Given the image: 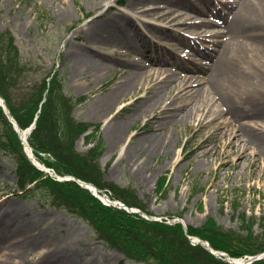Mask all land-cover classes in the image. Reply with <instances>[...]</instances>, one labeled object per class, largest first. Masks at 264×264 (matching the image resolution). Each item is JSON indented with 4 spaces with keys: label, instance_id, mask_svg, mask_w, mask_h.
Wrapping results in <instances>:
<instances>
[{
    "label": "rangeland",
    "instance_id": "obj_1",
    "mask_svg": "<svg viewBox=\"0 0 264 264\" xmlns=\"http://www.w3.org/2000/svg\"><path fill=\"white\" fill-rule=\"evenodd\" d=\"M117 1L0 0V30L12 31L28 71L18 94L24 95L27 88L36 81L51 71H57L66 92L75 99L83 98L74 107V115L100 127L98 135L106 146L100 164L105 179L122 187L135 188L153 218L167 223L180 221L187 228L202 226L209 218H213L226 228L242 232L245 231L241 227L244 218L253 220L256 232L261 231L264 226V175L249 177L247 172L242 171L237 177L235 173L238 168H233L218 190L213 188L214 177L209 173L208 165L205 164L202 170H195V162L191 160L194 144L189 138L196 132L193 124L174 130L173 137L169 139V148L160 154L149 151L146 155L140 148H130V155L134 159L130 156L127 159L125 152L131 138L139 131L142 132L140 136L151 133L145 131L149 116L132 119L136 106L134 100L142 98L145 91L140 90L130 97H124L102 116L97 115L98 90L113 87L120 75L114 73L100 81L90 80L86 74L82 77L76 76L77 58L73 49L80 48L94 58L100 55L107 62L123 60L126 56L142 58V54L131 49L126 42L113 45L110 49L97 50V44L93 43L91 34L87 32L91 21L108 3L115 4V10L111 11L113 15L118 12H132L133 0H124L125 6H119ZM142 2L148 7L156 5L152 0ZM141 18L153 20L150 16ZM217 19L215 13L208 11L198 14L199 21L209 23L208 21ZM139 23L143 25L142 20ZM209 24L202 30L190 28L182 29L181 32L194 35L202 50L205 47L211 50V31L219 29L220 25ZM171 27L173 28L172 25ZM135 41L142 44L141 37H136ZM159 43L170 48L175 46L181 55L188 54L191 60H205L191 46L175 45L171 37L163 38ZM240 66L259 75L264 72V58L254 57L250 62H241ZM257 79L259 81L260 77ZM129 118L130 122H125ZM112 122L126 123L124 141L118 146L112 144L108 138V125ZM76 145L77 150L84 153L92 144H88L86 138L81 136ZM123 156L125 160H121ZM184 156L180 166L174 164L173 160ZM16 167L14 156L0 148V258L21 264H50L51 250L46 245H29V239L33 236H42L45 240L61 241V249L55 252V258L68 256L72 264H80V260H85L86 264H148L130 260L118 249L110 247L99 238L88 221L68 209L53 206L38 197L19 194ZM164 177L167 180L160 189ZM6 220L11 221L12 225L5 226ZM23 222L31 226V237H26L21 231H12L15 223ZM7 241L14 242L13 249L10 255L3 256L2 251Z\"/></svg>",
    "mask_w": 264,
    "mask_h": 264
},
{
    "label": "bare ground",
    "instance_id": "obj_2",
    "mask_svg": "<svg viewBox=\"0 0 264 264\" xmlns=\"http://www.w3.org/2000/svg\"><path fill=\"white\" fill-rule=\"evenodd\" d=\"M152 1L154 7L133 0L132 12L116 15L111 14L115 4L108 3L87 28L97 50L126 42L142 58L126 56L123 60L107 62L100 55L94 58L80 48L73 49L77 58L76 76L86 74L90 80L100 81L114 73L120 75L113 87L98 90L97 115L102 116L124 97L144 90V96L134 100L132 119L149 116L145 131L151 133L140 136L139 131L131 138L125 152L127 159L129 156L134 159L130 148H140L146 155L149 151L160 154L169 148L174 130L194 125L196 132L189 138L194 144L191 160L195 162V170L208 165L214 177L213 188L218 190L233 168H238L237 177L242 171L249 177L264 175V72L256 75L240 66L254 57L264 58V0ZM201 11L218 17L216 21H208L220 25L211 31V50L207 47L202 50L194 35L181 32L190 28L202 30L210 25L198 20ZM136 37H141L142 44L136 43ZM167 37L173 38L175 45L191 46L205 60H191L175 46L161 45V39ZM125 122H130V118ZM125 122L109 123L108 138L112 144L118 146L124 141ZM184 159L185 156L173 162L180 166ZM7 224L11 221L6 220L4 225ZM12 231H21L27 237L31 226L15 223ZM29 240L30 246L44 244L51 250L50 264H72L68 256L55 258V252L62 246L58 239L33 236ZM192 240L201 238L195 236ZM13 243L6 242L3 256L11 254ZM0 264L21 263L0 258ZM80 264H86L85 260H80Z\"/></svg>",
    "mask_w": 264,
    "mask_h": 264
},
{
    "label": "trees",
    "instance_id": "obj_3",
    "mask_svg": "<svg viewBox=\"0 0 264 264\" xmlns=\"http://www.w3.org/2000/svg\"><path fill=\"white\" fill-rule=\"evenodd\" d=\"M27 74L12 31L0 30V95L21 128L35 123L28 136L35 157L60 176L74 175L105 190L112 199L147 211L135 188L122 187L105 179L100 164L106 146L98 135L100 127L78 119L73 113L83 98L75 99L66 92L57 71H51L20 95L19 89ZM90 129L91 132L85 134ZM81 136L92 144L84 153L78 151L76 145ZM0 148L16 160L20 194L68 209L88 221L100 239L123 251L131 260L148 264H232L202 244L194 245L189 235L205 239L215 250L226 251L233 257L264 252V226L256 232L253 220L243 218L241 227L245 231L242 232L209 218L202 226H188L186 233L180 222L146 219L124 208L106 205L75 180H58L31 162L13 122L1 106ZM166 180L164 177L160 189ZM251 264H264V259Z\"/></svg>",
    "mask_w": 264,
    "mask_h": 264
},
{
    "label": "water",
    "instance_id": "obj_4",
    "mask_svg": "<svg viewBox=\"0 0 264 264\" xmlns=\"http://www.w3.org/2000/svg\"><path fill=\"white\" fill-rule=\"evenodd\" d=\"M0 99H1L0 104L3 106V108H4V110H5L6 114H7V116H8V117H9V118L15 123V125H16V127H17V130H18V132H19V134L21 133V131H23V132L25 133L26 131L22 130V129L20 128V126H18V124L16 123L15 119L13 118V116H12V114H11L10 109L8 108V106L6 105V103L4 102V100H3V98H2L1 96H0ZM22 138H23L24 142L27 144V146L31 148V146L29 145V143H27L25 137H22ZM34 163H35V162H34ZM35 164L38 165L41 169L46 170V167L43 166V165H41L40 163H35ZM72 177H73V179L78 180V181H79L82 185H84L85 187L90 188V189H93V190H97V187H96L94 184H92V183H88V182H85V181L80 180V179H77V178L74 177V176H72ZM95 194H96V193H95ZM96 195H97V194H96ZM116 203H117V202H114V204H116ZM120 207L127 208L129 211L139 212V213H141V214L143 215V212H142L141 210L133 209V208L127 207V206H126L124 203H122V202H120ZM208 248H210V247H208ZM263 257H264V256H262V255L255 256V257L252 259V261H253V260H256V259L263 258Z\"/></svg>",
    "mask_w": 264,
    "mask_h": 264
}]
</instances>
